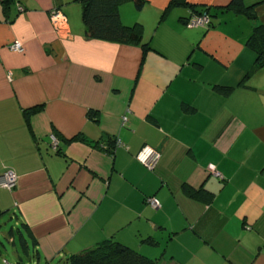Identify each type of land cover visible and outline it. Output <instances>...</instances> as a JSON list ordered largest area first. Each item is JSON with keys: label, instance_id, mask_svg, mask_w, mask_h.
I'll use <instances>...</instances> for the list:
<instances>
[{"label": "crops", "instance_id": "crops-1", "mask_svg": "<svg viewBox=\"0 0 264 264\" xmlns=\"http://www.w3.org/2000/svg\"><path fill=\"white\" fill-rule=\"evenodd\" d=\"M146 1L118 14L142 24L148 49L88 39L81 11L72 25L65 15L79 0L0 5V176L17 177L0 187V216L17 211L36 264H65L108 239L162 264H264V69L245 78L253 21L231 0H181L164 16L171 0ZM243 2L264 25V0ZM189 6L212 25L186 27ZM143 146L161 155L152 171L135 159ZM184 185L208 194L189 198Z\"/></svg>", "mask_w": 264, "mask_h": 264}, {"label": "trees", "instance_id": "trees-1", "mask_svg": "<svg viewBox=\"0 0 264 264\" xmlns=\"http://www.w3.org/2000/svg\"><path fill=\"white\" fill-rule=\"evenodd\" d=\"M20 2L21 0H0V5L3 8V11L7 12L11 5L19 4ZM125 2H131L136 11H141L147 4L146 0H79L81 5V21L85 36L91 40L114 42L123 45H141L143 49H148L149 45L143 42L142 24L140 22H135L131 25H124L120 20L118 7ZM181 3V0H171L162 15L164 16L170 8L181 5ZM228 7L231 8L236 14L244 15L253 21L252 31L249 37L246 39L245 45L254 53L255 62L253 69L245 76L246 78L248 75L252 74L253 71L264 69V25L258 23L255 17L249 16L248 13L253 11L254 5L246 7L243 0H231ZM189 10V18L192 15H205L210 20V23L207 27L212 25L211 17L209 16V12L207 10L197 12L192 6H189ZM188 19L185 21L186 27L188 26ZM216 88L225 94H229L233 91V88L229 87ZM38 110L39 107H32L25 110V118L28 119L31 114L36 113ZM87 115L90 119H94L96 117V113L91 110H89ZM113 148L114 145L111 149ZM56 150L53 151L57 152L58 150ZM182 191L187 197L193 199H198V195L201 191L205 195L208 194V192L205 190H194L187 185L182 187ZM25 227V224H21V226L19 225L18 229L10 228L6 236V240L7 238H9L8 241H11L12 239L14 240V237L17 236L18 240L20 241L22 254L27 255L28 250L33 248L34 245L30 243L31 247L29 248L28 236L25 237L28 234L25 232V229H23ZM32 250L33 249H31V251ZM18 264H22L20 256L18 258ZM65 264L162 263L158 259L147 257L146 255L137 252L135 249L129 246L123 245L112 239H108L97 243L89 249L82 250L67 257Z\"/></svg>", "mask_w": 264, "mask_h": 264}, {"label": "built area", "instance_id": "built-area-1", "mask_svg": "<svg viewBox=\"0 0 264 264\" xmlns=\"http://www.w3.org/2000/svg\"><path fill=\"white\" fill-rule=\"evenodd\" d=\"M18 10L22 11L23 8L19 6ZM48 17L52 27L57 32V34H60L62 31L65 30L66 20L63 13L59 9H51L49 11ZM188 20H189L188 27L201 26L203 28H206L210 23L209 18L205 15H201V16L192 15ZM10 49L18 53L23 51L22 45L18 42L12 44L10 46ZM126 121L127 118L123 117V123H126ZM50 141H51V148L53 150H56L59 144L57 138L54 135H51ZM115 146H122L120 140H116ZM160 157H161L160 153L156 149L150 146H143L135 155V159L149 171L155 169ZM212 169L213 166H210L209 170L212 171ZM1 176H0V187L9 191L13 190L15 188L16 180H17L16 174L11 170H5ZM145 202L147 206H149L153 210H157L161 207L160 202L155 197H148L146 198Z\"/></svg>", "mask_w": 264, "mask_h": 264}, {"label": "rangeland", "instance_id": "rangeland-1", "mask_svg": "<svg viewBox=\"0 0 264 264\" xmlns=\"http://www.w3.org/2000/svg\"><path fill=\"white\" fill-rule=\"evenodd\" d=\"M76 8V10L78 12L81 11V6L80 5H72V9H70L72 12H69V14H67V12H65V15H67L68 17V21L69 24L72 25L73 22H75V14L73 13V9ZM153 8V6L151 7ZM150 7H146L143 11V13H147V14H153L154 10L151 9ZM56 9V8H53ZM142 19V18H141ZM159 162V161H158ZM2 177V176H1ZM14 214L17 215V211H13L10 214H3L2 216H0V218L2 219V232L0 233V242L3 245V248L0 247V251H1V256H0V262L6 261L8 264H18L17 256H20L21 260H22V264H36L34 262V258L32 256V251H31V246L30 243L29 245V251L27 255L22 254L21 248H20V241L18 240V237L15 236L14 237V244L8 242V239L6 240V234L8 233V231L10 230V228H19V225L15 223V221H13L11 219V217H14ZM14 219V218H13ZM16 234V233H15ZM26 237V236H25ZM64 264V263H62Z\"/></svg>", "mask_w": 264, "mask_h": 264}]
</instances>
